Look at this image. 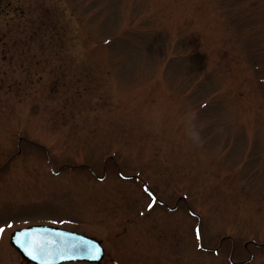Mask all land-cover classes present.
<instances>
[{"label": "rangeland", "instance_id": "rangeland-1", "mask_svg": "<svg viewBox=\"0 0 264 264\" xmlns=\"http://www.w3.org/2000/svg\"><path fill=\"white\" fill-rule=\"evenodd\" d=\"M38 225L264 264V0H0V264Z\"/></svg>", "mask_w": 264, "mask_h": 264}, {"label": "water", "instance_id": "water-1", "mask_svg": "<svg viewBox=\"0 0 264 264\" xmlns=\"http://www.w3.org/2000/svg\"><path fill=\"white\" fill-rule=\"evenodd\" d=\"M10 245L31 264H98L104 257L100 242L48 226L15 231L10 237Z\"/></svg>", "mask_w": 264, "mask_h": 264}, {"label": "snow or ice", "instance_id": "snow-or-ice-1", "mask_svg": "<svg viewBox=\"0 0 264 264\" xmlns=\"http://www.w3.org/2000/svg\"><path fill=\"white\" fill-rule=\"evenodd\" d=\"M0 231H2V229H0ZM29 254H32L31 252ZM33 258H35V256H33Z\"/></svg>", "mask_w": 264, "mask_h": 264}]
</instances>
